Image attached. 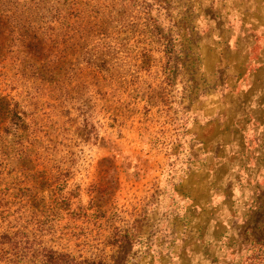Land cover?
I'll return each mask as SVG.
<instances>
[{
  "label": "rangeland",
  "instance_id": "374dc122",
  "mask_svg": "<svg viewBox=\"0 0 264 264\" xmlns=\"http://www.w3.org/2000/svg\"><path fill=\"white\" fill-rule=\"evenodd\" d=\"M18 230L57 264H264V0H0Z\"/></svg>",
  "mask_w": 264,
  "mask_h": 264
},
{
  "label": "trees",
  "instance_id": "16d2710c",
  "mask_svg": "<svg viewBox=\"0 0 264 264\" xmlns=\"http://www.w3.org/2000/svg\"><path fill=\"white\" fill-rule=\"evenodd\" d=\"M25 237L27 236L21 230L12 233L6 232L0 234V262L9 261L10 264H20L24 256H26V259H30L32 262H36L37 257L40 255L41 257L46 258L48 264H57L56 256H61V258L67 257L63 254H59L52 248H37L35 246V242H33L31 246H29L31 242H25L23 240ZM26 248L29 251L26 250ZM86 264L104 263H96V261H86Z\"/></svg>",
  "mask_w": 264,
  "mask_h": 264
}]
</instances>
